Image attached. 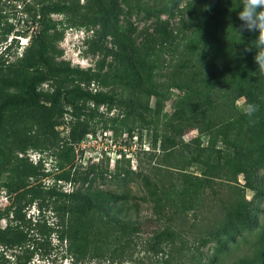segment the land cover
<instances>
[{"label": "rangeland", "instance_id": "1", "mask_svg": "<svg viewBox=\"0 0 264 264\" xmlns=\"http://www.w3.org/2000/svg\"><path fill=\"white\" fill-rule=\"evenodd\" d=\"M35 1L0 0L2 24L14 26L0 31L2 73L36 50L25 12ZM49 1L67 7L50 14L48 62L101 74L91 81L69 75L60 89L101 90L115 101L55 95L57 79L48 77L36 84L34 104L4 112L0 264H71L60 238L73 226L65 207L89 184L124 194L123 204L112 205L132 212L137 204L138 223L122 229L88 213L92 250L80 264H258L245 261L264 226V72L256 61L228 46L214 56L212 40L182 23L187 0ZM93 16L105 19L86 24ZM16 69L9 75L19 78ZM232 74L259 106L253 117L244 114ZM69 102L84 112L74 114ZM239 204L250 212L247 225L237 222L214 240Z\"/></svg>", "mask_w": 264, "mask_h": 264}, {"label": "trees", "instance_id": "2", "mask_svg": "<svg viewBox=\"0 0 264 264\" xmlns=\"http://www.w3.org/2000/svg\"><path fill=\"white\" fill-rule=\"evenodd\" d=\"M237 0H187L180 10L181 17L185 16L186 19H182V23H189L193 25V29L197 31V36L201 35L205 38L206 43H210L212 40V50L214 56H219L221 48L226 46L235 49V52L239 56H246V59L251 62L255 61L254 56L256 49L253 47L254 40L258 33L255 32H243L239 33L235 29L238 28L241 23L238 19V13L241 10L242 5H239V9L233 10L231 4ZM240 0L239 2H241ZM67 7L66 4L58 2H50L49 0H36L33 4L25 7L27 13V20H30L32 26L31 29V45L36 47V50H27L25 54L15 62L17 69L22 76H10L9 73L13 71L15 64L8 62L4 64V73L0 72V128L2 120L4 119V112L12 110V108H18L20 106H30L34 104V97L36 95V84L46 80L48 77L57 79V85L55 88V95H67L71 94L74 97H86L96 105L104 103H112L115 99L109 94L98 90L88 91L84 90L80 86H75L70 89H60L61 85L66 81L69 75L75 74L83 81H91L101 78L100 72H93L89 70H82L79 68L71 67L70 65H54L48 62L45 57L47 52V43L44 37V32L50 28V14L60 13ZM106 12L110 13L108 8ZM115 16V13L111 14ZM105 19L104 16H93L86 20V24L97 25ZM181 19V18H180ZM26 20V21H27ZM27 26V25H26ZM185 26V25H184ZM29 27V26H28ZM104 27V26H103ZM14 30V26L11 24H2L0 15V31L2 34L10 33ZM24 28L19 31H15V34H24ZM199 40L191 39V48L196 49L199 46ZM207 46V45H206ZM252 47L250 52H245V48ZM33 56H37V61H33ZM213 56V55H211ZM214 57H210L207 60L208 63H212ZM2 70V68L0 69ZM247 70V69H246ZM201 71L195 72V74H201ZM245 74V73H244ZM242 75L245 80V75ZM214 75V74H213ZM213 76L204 77L203 81L211 79L212 84L226 83V80L219 78L216 80ZM232 83L236 84V87L240 91L241 95L245 98L246 102L253 101V95L246 90L242 81L237 80V74H232ZM15 87L19 89V92H7L6 89ZM72 111L76 115L82 114L84 111L81 107L69 102ZM90 114L93 111L90 110ZM3 154V150L0 147V155ZM264 166V164H260ZM2 166H0L1 173ZM152 194V192H149ZM148 193V194H149ZM154 193V192H153ZM73 204L67 205L65 208L73 216V226L63 231L60 238L66 240L68 246L67 251L71 255V264H80L84 262V257L90 254L92 250L91 238L92 234L87 232L85 228L86 215L88 213H98L100 215L107 216V223L120 224L122 229L133 228L138 221L132 219V216L136 214L137 204L133 208L134 211H129V208H123V202L126 198L121 194L93 186L89 184L83 190H78L75 193L69 194ZM121 200L120 206L112 205L110 201ZM238 206V205H237ZM226 225L222 230L216 232L213 238L220 241L221 237L230 234L235 229V223L247 225L250 218V212L246 205L239 204V207H231L226 213ZM258 241L254 244L252 250V256L245 258L246 262H258V264H264V226L263 229L257 233ZM220 237V238H219Z\"/></svg>", "mask_w": 264, "mask_h": 264}, {"label": "clouds", "instance_id": "3", "mask_svg": "<svg viewBox=\"0 0 264 264\" xmlns=\"http://www.w3.org/2000/svg\"><path fill=\"white\" fill-rule=\"evenodd\" d=\"M238 19L241 23L235 30L240 34L245 31L258 33L253 45L256 49L254 59L260 71L264 72V0H242ZM251 50L252 47L245 48V52ZM258 110L259 106L255 103L246 102L243 105L244 114L249 117H253Z\"/></svg>", "mask_w": 264, "mask_h": 264}]
</instances>
